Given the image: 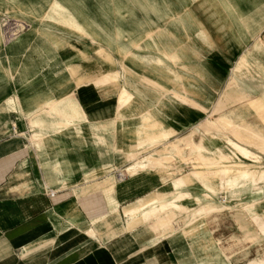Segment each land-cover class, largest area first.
<instances>
[{"label":"crops","instance_id":"1","mask_svg":"<svg viewBox=\"0 0 264 264\" xmlns=\"http://www.w3.org/2000/svg\"><path fill=\"white\" fill-rule=\"evenodd\" d=\"M110 5L108 8L118 10L114 1ZM87 7L88 0H0V19L6 18L26 27L20 36L6 38L4 42L0 30V264H233V257L250 247H255L258 255L259 246H252L245 239L242 217L233 211L209 217L210 230L207 235L200 234L205 244L190 236L183 225L177 230L178 223H174L173 218L169 228L160 227L159 223L167 221V214L154 218L145 215L143 223L141 214L127 220L123 212L125 206L138 198L152 196L164 185L163 181L158 177L140 176L127 177L126 181L117 183L111 176L99 177L103 174L99 168L105 165L93 169L83 165L87 159L81 158L89 156L86 146L73 149L74 139L66 136L71 132L61 128L64 122H56L48 107L41 105L45 99L49 102L56 100V87L48 84L32 86L29 76L38 78L44 77L46 71L53 72L51 55H54L55 46H60L58 51L64 55L70 69L81 74L98 66L101 70H109L104 68L101 46L90 36L62 37L52 31L55 30L53 25L65 29L76 27L71 13L85 12ZM24 12L30 13L31 18L18 16ZM45 12H48V24L43 28L52 29L49 33L54 35L37 36L35 29L41 24L35 16L40 18ZM8 13L16 14L7 17ZM163 25L183 34L177 24L171 26L164 21ZM202 28L207 31L212 45L209 52L215 61L226 67L223 72L217 63L205 68L202 76L214 81L206 84L208 91L217 87L222 90L231 77L232 63L248 50L253 51L255 44L264 49V29L248 39L238 35L226 21L207 22ZM77 31L82 32L80 28ZM190 34L194 37L192 31ZM106 53L113 60L120 61L116 53ZM255 53L258 59L251 53L253 65L247 57L242 58L247 68L241 67L242 59L239 60L234 79L226 86L220 102L225 109L222 115L233 123L264 133L261 116L264 87L258 81L245 84L244 91L241 87L243 72L252 71V68L264 70V52L256 48ZM160 76L163 78L165 74ZM24 78L27 84L20 83ZM66 86L57 84L60 90ZM76 90L75 97L62 98L68 100L66 106L71 108L73 117L81 116L84 110L91 122L116 119L117 89L89 84ZM187 91L199 101L206 98L195 88ZM248 98H252L255 105L248 103ZM147 102L150 103L151 98ZM162 113L183 130L206 116L184 126L166 112ZM56 126L63 130L64 136L56 134ZM77 140L83 145L85 138ZM56 142H62L64 147L56 148ZM113 169L117 176L120 171L116 163H113ZM50 191L57 192L54 198L48 196ZM235 216H240V220L234 219ZM229 218L239 227L225 238L219 237L217 228ZM216 240L221 245L218 248L223 250H216ZM220 251L227 255L224 258L217 255Z\"/></svg>","mask_w":264,"mask_h":264},{"label":"rangeland","instance_id":"2","mask_svg":"<svg viewBox=\"0 0 264 264\" xmlns=\"http://www.w3.org/2000/svg\"><path fill=\"white\" fill-rule=\"evenodd\" d=\"M113 1L118 5V10L108 8ZM15 14L8 13L6 15L10 17ZM43 14L40 18L35 16V20H39L41 24L40 28L35 29V35L47 37L52 29L43 28L48 24L46 22L48 12ZM71 15L72 20L75 19L74 24L77 26L65 29L53 25L55 30L52 31L56 35L62 37L90 36L94 43L98 42L101 46L100 50L114 52L120 57L119 62L112 58L111 63L103 57L104 68L108 67L109 70H101V67L98 66L88 68L83 74L77 71V76L86 75L90 77L84 86L94 84L98 87H110V89L113 87L118 90L116 119L91 122L83 108L81 116H72L71 108L69 105L66 106L68 104L67 99L62 98L71 95L75 97L74 90H79L84 86L81 88L75 86L76 79L71 76L70 67L65 63L64 55L58 51V47H60L58 45L55 46L54 55H51L54 61L53 72L46 71L44 77L29 76V82L32 86L48 84L51 87H56L55 95L57 97L53 101L59 103L54 111L51 110L50 115L55 117L56 122H64L61 128L71 132L66 136L74 139L73 149H78L80 146H86L88 149L89 156L81 158L82 160L87 159L82 164L87 165L88 169L105 165L99 168L103 171L99 177L104 176L106 179V177L111 176L118 183L120 180L115 176L113 169V163H116L120 173L123 172L126 178L151 176L161 179L164 185L154 194L160 191L170 193L169 200H171L179 192H186L188 193L187 198L196 201V197L200 199L201 202L197 201L195 206L205 207L211 203H216L218 207L225 208V211L236 212L242 217L245 239L250 241L252 246H259V250L257 255L255 247L243 249L233 257V264H244L248 259L245 264H249L253 260L264 259V232L258 221L254 219L257 213L262 214L264 212V176L261 174L264 171V155L256 149H251V152L255 150L253 156H245L237 152L230 145V141H234V139L214 126L216 120L225 112L220 101L226 86L234 79V70L238 66L239 60L247 57L248 62L253 65L251 53H254L253 56L257 58L255 55L256 48L261 52H264V49L255 44L253 51L248 50L232 63L231 77L222 90L217 87L215 90L208 91L205 86L209 82L213 83V78L202 76L205 68H210L214 63L219 64L218 61H215L212 52L208 50L212 45L209 42L207 31L202 26H205L207 22L226 21L231 23L238 35L248 39L255 37L264 29V0H88V7L85 12H73ZM18 16L31 18L32 15L24 12ZM6 21L9 22V19H0V30L4 35L3 26ZM164 21L171 26L179 25L183 34L164 26ZM18 24L22 29L17 34L20 36L26 31V27L21 26V23ZM77 28H80L82 32L79 33ZM191 31L194 37L191 36ZM6 35L7 39L14 38L9 36L10 33ZM219 66L222 72L226 70L223 64H219ZM240 66L247 68L245 59H242ZM71 67L73 66L71 65ZM109 74L115 76L118 81L109 85L100 84L98 79ZM161 74H165V77L162 78ZM197 74L199 75L197 76ZM157 78L169 82L172 86L171 89L178 92L181 99L174 98L171 92H167L165 95L161 94L163 88L156 82ZM241 79L243 91L245 84L255 81L264 87V70L258 71L252 68V71L243 72ZM26 80L24 78V81H20V83L27 84ZM57 84H67V86L60 90ZM188 88H195L206 97L204 101H200L207 108L199 100L192 97L187 91ZM121 89L127 92L129 96L125 93L120 94ZM179 89L182 91L180 92ZM128 98L136 101L137 112L131 113L127 110L119 112L118 107ZM148 98H151L150 103L147 102ZM181 104L200 113H196ZM162 112H166L169 116L181 121L184 126H190L202 115L206 116L194 126L183 130L176 122L166 119ZM214 116L216 117L214 118ZM155 121L161 122L165 130L170 133L168 139L161 142L149 141L145 135L134 138L137 131L145 129L149 123ZM56 127V134L64 136L63 130L59 126ZM182 131H184L183 134H181ZM118 136H122V138L118 139ZM80 137L85 138L83 145L78 140L76 142V139ZM95 137L98 139L93 140L92 138ZM157 142L159 146L152 148ZM172 142L176 145L169 147L170 152L166 155L167 157H174V161L171 163L173 167L168 168V164H161L160 161L156 162V160H160V157L163 156L162 151ZM132 143L139 146L135 151L136 155L133 157L128 151ZM191 143L196 144L199 148H194ZM178 145L182 147V152L178 151ZM55 147H64V144L56 142ZM76 154L79 155V152L76 151ZM92 156H96L97 159L95 160ZM257 158L259 161L256 160ZM151 165L153 166L150 167ZM196 165H204L202 171L206 176L207 173H210L208 175L210 176L216 170H224L225 167L234 168L240 172L227 175L217 182L202 180L178 190L171 187L176 179L183 178ZM123 166L124 168H121ZM249 171H253L256 180ZM146 198H138L132 204ZM184 203L188 207L194 205L191 200H185ZM177 213L180 212L171 208L165 214H167L168 219L176 220L174 223H178L177 230H180L182 225L184 228L185 224L188 223L189 227L186 228H190V231L186 232L202 241L201 235H207L208 232L204 226L195 224V219L191 213ZM234 219L240 220V216H235ZM262 223H264V219ZM238 227L239 224L233 223L232 218L225 219L217 228L216 234L225 238ZM200 244H205V242L202 241ZM215 245H217V251L223 250L218 248L221 246L218 240H216ZM217 255L224 258L227 254L220 251ZM256 255L257 257L252 258Z\"/></svg>","mask_w":264,"mask_h":264},{"label":"bare ground","instance_id":"3","mask_svg":"<svg viewBox=\"0 0 264 264\" xmlns=\"http://www.w3.org/2000/svg\"><path fill=\"white\" fill-rule=\"evenodd\" d=\"M20 25V24H19ZM21 26L25 27L24 24L21 23ZM2 33V38L3 42L6 40V35ZM100 52L103 54L102 56L108 61L112 62V57L107 55L105 50H100ZM259 52H261L259 50ZM254 54V53H253ZM256 55V53H255ZM125 60V59H124ZM264 67V65H262ZM122 68V67H121ZM70 69V68H69ZM72 70V71H71ZM70 74L72 77H74L75 80V86L77 88H81L84 86V84L90 80V77L83 75V76H77V71L74 68L70 69ZM77 76V77H76ZM72 79V78H71ZM99 83L102 85H109L112 82H117V78L112 75H103L100 79H98ZM156 82L162 85V94L165 95L166 92H171L173 97L176 99H181V95L172 90V86L169 84V82L164 81L162 79L157 78ZM161 91V90H159ZM128 94L127 92L123 91L122 89L120 90V94ZM129 96V94L127 95ZM118 98V97H117ZM68 101V100H67ZM248 103L251 105H255L254 101L252 98H248L246 100ZM118 102V101H117ZM59 102L54 101V102H49L48 99H45L41 105L47 106L48 109L51 111H54L57 104ZM119 112L120 111H130L131 113L137 112L138 106L136 105L135 100H131L128 98L122 105L119 107ZM121 115V113H119ZM261 116L263 117L264 120V107L261 111ZM121 117V116H120ZM214 126L218 129H221L225 134L230 135L234 141H230V145L232 146L233 149H235L237 152L242 153L245 156H253V153L251 152V149H256L258 150L261 154L264 155V133L255 130L254 128L247 126V125H241V124H235L232 122L231 119L228 117L221 115L216 122L214 123ZM147 136L149 141H158L161 142L165 139H168L170 136V133H168L165 130L164 125L159 122H151L149 123L145 129H141L135 133L134 138L140 137V136ZM156 143L152 148H157L159 143ZM181 143V142H180ZM182 144V143H181ZM194 148H199L196 144L191 143ZM176 144L175 143H170L167 147H165V150L162 151L163 156L160 157V160H156V162H161L168 164V168H171V163L174 161V157H167L166 153H169V147H174ZM139 148L138 145L131 144L128 148L129 153L131 156L136 155V150ZM178 151L182 152V147L180 145L177 146ZM259 161V159H256ZM151 165L150 167H152ZM202 167L204 165H196L194 166V169H192L190 172H188L183 178H178L174 181V183L171 185L172 188L174 189H180L182 187H187L195 184V182H201L202 180H207L209 182H217L220 181L221 179H224L227 175H230L235 172H240V170H236L234 168L230 167H225L224 170H216L213 175L208 176L210 173H207L208 177L204 174L202 171ZM252 176L254 177L253 171H249ZM120 173V172H118ZM122 175V179L120 182L124 181V173H120ZM262 176H264V171L261 172ZM254 180L255 177H254ZM188 193L186 192H179L177 196L169 200L170 193H166L164 191H160L159 193L154 194L151 197H147L143 201H140L135 204H131L128 206H125L123 212L124 216L126 217L127 220H133L138 214L143 216L142 223L145 222L144 216L147 215L150 218H154L160 214H165L167 210L174 208L180 213L183 214H192L194 217V223L198 224V226L203 225L205 230L208 231L210 230L209 224H208V219L211 216H215L216 214H220L225 212V208H220L218 207V204L216 203H211L208 206L205 207H199L195 206L197 204V201L201 202L198 197L197 201L194 199H189L186 197ZM185 200H191L193 202L192 207H188L184 201ZM258 203V202H256ZM206 205V204H204ZM213 216V217H214ZM256 221H258L261 229L264 232V223H262V220L264 219V212L262 214L257 213V215L254 217ZM138 220V219H137ZM171 221L172 219H168L167 221L159 223L160 227L162 228H169L171 226ZM132 222V221H131ZM137 223V222H136ZM135 223V224H136ZM193 223V224H194ZM134 224V226H135ZM139 224V223H138ZM129 225H131L129 223ZM133 226V227H134ZM137 226V225H136ZM131 227V226H130ZM189 227V224L186 223L185 227ZM185 231H190V228H186ZM87 233L90 234V231ZM249 264H264V259H259V260H253Z\"/></svg>","mask_w":264,"mask_h":264},{"label":"built area","instance_id":"4","mask_svg":"<svg viewBox=\"0 0 264 264\" xmlns=\"http://www.w3.org/2000/svg\"><path fill=\"white\" fill-rule=\"evenodd\" d=\"M11 22H12V24H11ZM4 24H5V25L3 26V30H4V32H5V35L10 33L9 36H13V37H15V36H17L18 32H20V30H22V29L19 27V24H17L16 22H13V21H11V20H9V22H8V21L4 22ZM10 24H11V26H10ZM6 38H7V35H6ZM117 178H118L119 180H121V179H122V175H121L120 173H118V174H117ZM125 179H126V178H124V180H125ZM56 193H57V192H56ZM56 193L50 191L49 194H48V196H49L50 198H54L55 195H56Z\"/></svg>","mask_w":264,"mask_h":264}]
</instances>
